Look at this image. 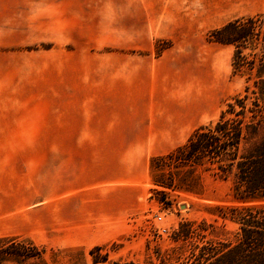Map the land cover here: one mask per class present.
<instances>
[{
  "label": "rangeland",
  "instance_id": "1",
  "mask_svg": "<svg viewBox=\"0 0 264 264\" xmlns=\"http://www.w3.org/2000/svg\"><path fill=\"white\" fill-rule=\"evenodd\" d=\"M260 12L264 0H0V237L45 264H101L59 225L61 185H144L129 229L100 245L109 261L194 264L235 242L230 183L199 171L161 185L171 172L155 161L243 90L209 30Z\"/></svg>",
  "mask_w": 264,
  "mask_h": 264
},
{
  "label": "trees",
  "instance_id": "2",
  "mask_svg": "<svg viewBox=\"0 0 264 264\" xmlns=\"http://www.w3.org/2000/svg\"><path fill=\"white\" fill-rule=\"evenodd\" d=\"M207 38L232 47V71L244 77L245 85L216 119L195 128L184 143L155 161L171 172L169 180L158 182L180 188L183 182L173 175L186 173L195 183L199 171L228 181L238 204L221 207V217L238 224L236 241L199 247L194 264H264V12L228 20L209 30ZM189 233L181 229L179 237ZM102 248L90 249L93 263L146 264L109 261L99 254ZM36 260L42 262V251L31 241L0 237V264Z\"/></svg>",
  "mask_w": 264,
  "mask_h": 264
},
{
  "label": "crops",
  "instance_id": "3",
  "mask_svg": "<svg viewBox=\"0 0 264 264\" xmlns=\"http://www.w3.org/2000/svg\"><path fill=\"white\" fill-rule=\"evenodd\" d=\"M130 182L131 180L128 179ZM61 185L59 202L64 211L59 225L69 237L86 238L88 246L102 245L129 229L131 199L144 185ZM128 197V205L115 206V195Z\"/></svg>",
  "mask_w": 264,
  "mask_h": 264
},
{
  "label": "built area",
  "instance_id": "4",
  "mask_svg": "<svg viewBox=\"0 0 264 264\" xmlns=\"http://www.w3.org/2000/svg\"><path fill=\"white\" fill-rule=\"evenodd\" d=\"M157 219L160 220L161 219V216H157Z\"/></svg>",
  "mask_w": 264,
  "mask_h": 264
}]
</instances>
